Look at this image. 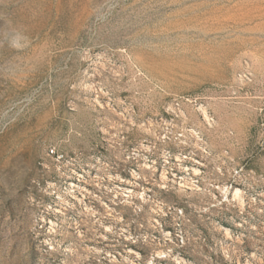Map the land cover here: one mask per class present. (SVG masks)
I'll use <instances>...</instances> for the list:
<instances>
[{"label":"rangeland","instance_id":"obj_1","mask_svg":"<svg viewBox=\"0 0 264 264\" xmlns=\"http://www.w3.org/2000/svg\"><path fill=\"white\" fill-rule=\"evenodd\" d=\"M0 264H264V0H0Z\"/></svg>","mask_w":264,"mask_h":264},{"label":"bare ground","instance_id":"obj_2","mask_svg":"<svg viewBox=\"0 0 264 264\" xmlns=\"http://www.w3.org/2000/svg\"><path fill=\"white\" fill-rule=\"evenodd\" d=\"M188 185V184H187ZM131 192V191H130ZM240 191L238 190L237 193H239Z\"/></svg>","mask_w":264,"mask_h":264}]
</instances>
